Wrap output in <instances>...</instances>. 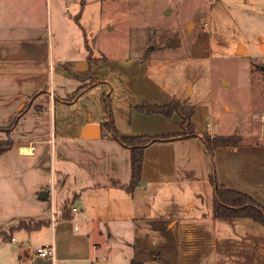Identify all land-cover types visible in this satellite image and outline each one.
Here are the masks:
<instances>
[{
	"label": "crops",
	"instance_id": "1",
	"mask_svg": "<svg viewBox=\"0 0 264 264\" xmlns=\"http://www.w3.org/2000/svg\"><path fill=\"white\" fill-rule=\"evenodd\" d=\"M87 1L0 0V142L13 143L0 155V264H264V225L216 217L212 184L264 210V131L209 153L205 138L234 135L216 115L212 79L178 72V32L147 31L108 56L81 41ZM189 32L192 58L207 61L210 34ZM173 102L196 136L181 135L178 113L136 109ZM114 131L178 137L145 147L129 191L132 154ZM48 246L54 258L32 261Z\"/></svg>",
	"mask_w": 264,
	"mask_h": 264
},
{
	"label": "rangeland",
	"instance_id": "2",
	"mask_svg": "<svg viewBox=\"0 0 264 264\" xmlns=\"http://www.w3.org/2000/svg\"><path fill=\"white\" fill-rule=\"evenodd\" d=\"M92 1H87L82 18L87 32L77 29L91 49L119 57L147 31L178 32L183 45L179 55L184 61L176 65L177 70L181 76L192 77L203 71L212 79L216 115L224 130L240 141L264 131V0H216L212 4L209 0ZM68 12L74 16L70 8ZM42 17L45 28L52 23L55 33V15L50 23L45 5ZM194 26L210 34L209 59L203 63L192 58L194 37L189 31ZM38 257L33 251L32 261Z\"/></svg>",
	"mask_w": 264,
	"mask_h": 264
},
{
	"label": "trees",
	"instance_id": "3",
	"mask_svg": "<svg viewBox=\"0 0 264 264\" xmlns=\"http://www.w3.org/2000/svg\"><path fill=\"white\" fill-rule=\"evenodd\" d=\"M264 73V72H263ZM84 90H80L75 97L83 93ZM74 97V98H75ZM141 112L148 114H162L167 117H171L173 114L178 113L183 118L184 132L182 136H196L193 127L190 124V112L186 111L178 102H173L169 106H151L148 104L141 105L136 108ZM107 125L113 128L107 122ZM114 138L124 147L131 150V165H132V180L129 191H131L141 179V172L143 166V151L145 147L154 142L171 141L177 139L178 136L167 137H121L116 131L113 134ZM180 136V135H179ZM207 150L211 153L217 147H234L238 146L241 141L237 137L228 138H205ZM12 141L8 140L0 142V155L9 151L12 147ZM212 184L215 188V208L214 215L216 217H237V218H250L254 221L264 225V210L255 203L251 198L233 191L226 190L219 186L214 178H212Z\"/></svg>",
	"mask_w": 264,
	"mask_h": 264
},
{
	"label": "built area",
	"instance_id": "4",
	"mask_svg": "<svg viewBox=\"0 0 264 264\" xmlns=\"http://www.w3.org/2000/svg\"><path fill=\"white\" fill-rule=\"evenodd\" d=\"M211 3L215 2L216 0H209ZM263 119H264V115H263ZM73 211H76L75 209ZM37 254L40 256V257H43V258H48V257H51V258H54V248L51 247V246H48V247H42V248H39L37 250Z\"/></svg>",
	"mask_w": 264,
	"mask_h": 264
},
{
	"label": "water",
	"instance_id": "5",
	"mask_svg": "<svg viewBox=\"0 0 264 264\" xmlns=\"http://www.w3.org/2000/svg\"><path fill=\"white\" fill-rule=\"evenodd\" d=\"M190 25H191V24H190ZM190 25H188V28H189ZM82 66H83V69L87 68V64H82ZM43 195L46 196V198H44V200H45V199H47V197L49 196V193H48L47 191L42 192V193L40 194L41 199H43V198H42Z\"/></svg>",
	"mask_w": 264,
	"mask_h": 264
}]
</instances>
